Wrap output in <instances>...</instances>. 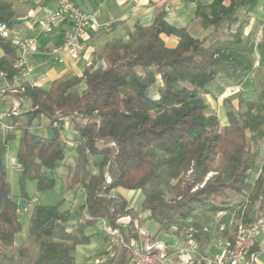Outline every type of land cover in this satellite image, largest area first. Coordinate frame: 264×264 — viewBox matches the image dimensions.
<instances>
[{"label":"trees","instance_id":"trees-1","mask_svg":"<svg viewBox=\"0 0 264 264\" xmlns=\"http://www.w3.org/2000/svg\"><path fill=\"white\" fill-rule=\"evenodd\" d=\"M17 1L21 0H0V24L10 30L17 22ZM71 1L78 5V0ZM185 1L195 4V16L211 30L206 37L171 24L161 12L150 25L138 23L126 37L109 40L95 54L104 65L94 68L92 63L80 76L54 80L49 89L29 81L15 85L21 71L16 66L18 48L13 38L0 34V79L9 85L0 89V104L7 96L16 102L9 109L13 129L0 133V262L13 264L6 254L15 250L23 258L33 252L29 264H77L76 248L90 241L85 230L101 219L121 228L126 240L140 239L146 218L122 194L114 193L118 188L141 191L143 211L160 229L178 227L181 232L188 224L196 230L206 215L219 212H225L217 221L220 227L236 211L244 222L264 214V162L260 176L251 182L257 168L252 147L264 141V84L258 83V101L239 98L245 111H227L223 126L203 98L208 85L221 77L240 84L251 76L255 52L264 63V36L257 43L242 39L245 18L259 0ZM226 27L232 34L224 44L210 46ZM25 100L30 107L21 110ZM40 117L50 120L53 136L32 132V122ZM66 122L78 132L77 156L72 165L64 166L66 177L69 189L82 188L83 200L74 209H63L62 201L35 203L28 219V241L17 244L24 225L8 179L7 148L19 131L18 179L31 203L27 180L36 182L37 193L57 184L56 171L67 157L68 141L61 133ZM96 156L99 170L93 172L90 157ZM232 193L245 194L247 200L234 203ZM219 197L223 199L216 201ZM214 233L205 237L207 244ZM221 234L231 241L236 237L225 228ZM156 235L144 232L143 237L153 243ZM205 247L201 242L202 251ZM259 254L257 241L249 254L251 264H257L254 259ZM129 261L127 250L121 248L114 257L93 264Z\"/></svg>","mask_w":264,"mask_h":264},{"label":"rangeland","instance_id":"rangeland-1","mask_svg":"<svg viewBox=\"0 0 264 264\" xmlns=\"http://www.w3.org/2000/svg\"><path fill=\"white\" fill-rule=\"evenodd\" d=\"M244 14V10L241 8L237 12V17L242 18ZM234 28V26H232ZM203 28V27H202ZM229 28L226 27L222 32L221 35L217 37V39L210 40L209 44L210 46H214L221 42L224 44L225 39L229 38V36L232 34L228 30ZM264 30V29H263ZM200 28L199 29H194L193 30V35L195 37L203 38L206 37L210 32L207 34V30L203 28V31L201 34H199ZM264 34V33H263ZM260 40V39H259ZM258 38L254 35H250L248 42L252 41L257 43ZM1 53V49H0ZM255 60L257 63H259V57H258V52H255L254 54ZM255 62V63H256ZM260 71H257L256 67L254 72L251 74V78L255 86H257V89H252L248 92L244 93H238L237 92V87L229 90H225V92H222L224 90V82L227 81L225 77L219 78L217 81H215L213 84L208 85V93L203 94L204 101L207 103L209 109L208 111L210 113H219V118H220V124L223 126L227 124V119H226V112L229 110H232L234 112H243L245 111V107L239 106V98L242 97L245 100H252V101H258L259 99V86L258 83L264 84V74H263V69L264 65L262 67H258ZM237 84V83H236ZM2 85V84H1ZM253 86V84H251ZM3 88V85L1 86ZM4 89V88H3ZM3 89L1 91H3ZM257 91V92H256ZM152 95H156L155 90H151ZM6 104L1 107V112L5 113L8 112L10 107L14 105L16 102L12 101L11 97L8 98L6 97ZM221 98V99H220ZM29 108V105H22L21 110H27ZM67 127L71 126V123L66 124ZM72 128V126H71ZM65 130L64 132V138L68 141L67 144V157L65 162L63 163L62 168H58L56 171L57 175V184L56 186L46 192L43 193H37V186L35 181L27 180L26 181V191L28 195L31 198H34L31 203H28L27 199L23 196V190L20 185L19 179H18V173L16 170L12 169L13 166V160H16V152L19 146V137H20V132L17 131V138L8 146L7 148V166H8V179L11 182V187H12V193L14 196V199L18 202L20 205V211H21V216H22V221H23V231L19 234H17V241L19 243L23 242L27 236L28 233V219L30 216V211L32 206L37 203V202H42V203H48V204H53V203H58L62 201V208H70L74 209L75 206L78 204V202H81L83 200V190L80 187H74L72 189H69V181L68 178L66 177V168L64 166L66 165H72L75 162L77 153H76V138L77 135L74 133L72 129ZM66 129V128H64ZM31 130L34 133L43 135V136H48L51 137L54 135V131L50 126V120L46 117H40L36 118L32 124H31ZM252 151L254 154H256V161H257V168L255 171L252 173L251 176V182H253L258 176L261 174V167L263 166L264 162V141L261 145L254 146L252 147ZM99 157H90L91 163H92V170L93 172H98V168L95 165V161H98ZM162 187L165 189L164 184ZM126 198H128V202L131 208H133L142 218H146V221L144 223L143 231L148 232L151 235H156L155 242L158 243H168L169 246H174L179 242H183L181 238L178 237L177 233H182L183 236H185L187 230H190V226L187 224V227L185 229H182L181 232L177 231L174 229H160V225L157 221L152 220L149 218V212L148 211H143V193L141 191H129V194L127 190L118 188ZM116 189L114 193L118 194ZM125 190V191H124ZM168 192L166 197H168ZM247 195H241V194H235L232 193L230 195L231 200L234 203L241 202L243 200H247ZM223 199V197H219L216 201H219ZM225 214V212H219L217 214L213 215H206L205 219L199 221L198 223L200 224V227H198L195 231V236L197 239L200 241V243H205L206 247L204 250H211V246L214 242L215 239H225L227 237L223 236L221 234V230L225 228L229 233H237L238 228L240 225L247 224L253 220H264V214L258 216L255 219H252L248 222H244V219L242 217V214H239V212H235L229 216V218L225 217V219H228L229 221L227 223H223L218 225V222L221 217ZM227 221V220H226ZM73 223V221H72ZM99 224H94L93 226L88 227V233L91 236V241H89L87 244L81 245L76 249V260L77 264H93L97 263L100 261L101 258L107 257L105 253L109 248L111 247L110 244L106 243L105 240V234L103 231L99 229ZM71 224H68L70 227ZM220 227V228H219ZM86 229V230H87ZM179 230V229H178ZM219 230V232L217 231ZM212 231H215L214 233V238L211 239L210 243L207 244L205 237L208 236V234ZM141 239L143 238L140 237ZM258 241L260 245V254L255 258L253 257L254 260L258 262V264H264V232H261L258 236ZM257 243V242H256ZM251 255V250L249 252ZM248 254V256H250ZM8 257L13 260V264H29L27 258H33L34 253L29 252L28 256L26 258H23L21 255L18 256L17 251H12L10 253L6 254ZM102 255V256H101ZM248 260L251 262L250 257H248ZM0 264H5L0 262Z\"/></svg>","mask_w":264,"mask_h":264},{"label":"crops","instance_id":"crops-1","mask_svg":"<svg viewBox=\"0 0 264 264\" xmlns=\"http://www.w3.org/2000/svg\"><path fill=\"white\" fill-rule=\"evenodd\" d=\"M202 1L210 4L213 0ZM78 6L83 11L90 14L93 19L100 24V28L97 30L90 28L87 29L83 38L86 48L78 60H74L69 55H65L64 62L59 63L56 60L57 55L53 50L62 43L66 35L71 31L73 27L72 19L68 18L63 24L55 28L50 35H44L41 34L37 28V19L49 10L57 7V0H21L15 2L14 10L16 12L17 22L13 29H9L11 38H13V40H18L32 36L37 39L35 48L28 56V62L34 67V71L25 79V81H29L32 84L37 81V86L42 87L43 89H49L54 80L71 75L80 76L84 68L92 63L95 64L94 68L104 65L103 61H97L95 54L99 52L109 40L115 37H126L127 33L132 31L138 23L145 26L150 25L155 16L161 12L166 13L167 20L171 24L184 26L192 34L195 28H200V32L198 31L199 34H201L204 28L201 20L195 16V4L186 2L185 0H78ZM245 19L246 24L243 28L242 39L246 42L250 35L255 34L258 40H261L264 36V30L261 27L264 21V0H259L255 10L250 12ZM238 24L239 23L233 25L234 28L232 27V32ZM205 30H207V34L211 32L210 29ZM168 40L170 42L175 41L171 38ZM2 54L1 51L0 56H2ZM258 57L259 63L256 62L255 67L257 68V71H260L258 67H262L264 63L259 53ZM1 84L4 89L7 88L6 82L3 79H0V89L2 90L3 88L1 87ZM251 84H253V86ZM81 86V88L85 87L84 84ZM223 86L224 90L222 92L237 87V92L239 94L255 88L257 89L251 76L240 84H236V82L232 80H227L224 82ZM6 99L7 98L5 97L3 100L6 101ZM5 104L6 102L0 104V110ZM24 104H28L30 107V102L28 100H25ZM217 115L219 116V113H217ZM117 192L124 196L119 189ZM127 192L129 194L128 190ZM126 199L128 200V198ZM103 221L107 222L103 219L96 222V224L100 223V230V225ZM74 222L75 221H73V223ZM85 234L89 236L91 241L88 229L85 230ZM177 235L179 238L184 237L182 233H177ZM105 240L106 243L110 244L106 237ZM27 241L26 236L23 242ZM16 243L20 244L17 241V236ZM80 246L81 245L78 247ZM110 250L111 247L107 251ZM209 251L210 250H207V252ZM256 263L258 264L257 261Z\"/></svg>","mask_w":264,"mask_h":264},{"label":"built area","instance_id":"built-area-1","mask_svg":"<svg viewBox=\"0 0 264 264\" xmlns=\"http://www.w3.org/2000/svg\"><path fill=\"white\" fill-rule=\"evenodd\" d=\"M68 18L72 19L73 27L62 43L53 50L59 63L64 62L65 55L78 60L86 48L83 38L87 29L97 30L100 28V24L90 14L83 11L71 0H57V7L37 19V28L41 34L50 35ZM261 27L264 29V21ZM0 34L4 37H11L9 29L4 24H0ZM14 42L18 48L16 66L21 69L20 74L15 78V85L18 86L34 71V67L28 62V56L35 48L37 39L30 36L14 40ZM37 83V81L33 82L36 86ZM6 86L9 88L7 83ZM10 116L9 111L2 113L0 110V133H6L13 129V126L9 124ZM67 123L70 124V122L64 123L61 130L63 137L65 130L71 128V126L67 127ZM73 131L76 135L78 134L76 130ZM12 164V169L19 173L21 165L16 160H13ZM19 214L21 215L20 209ZM126 223L127 219L122 224L124 230H127ZM100 228L111 245L107 257H114L118 250L124 248L127 250L130 259L129 264H173L175 261L185 264L193 262L196 264H251L248 260V254L258 241L259 234L264 232V220H253L240 225L234 241L228 238L215 239L209 252L207 250L202 251L201 243L194 234L196 231L194 227L187 230L185 236L181 238L183 242L174 246L155 241L148 243L144 237L126 240L121 228H112L105 221L100 225ZM142 236H144V232L141 233ZM107 257L101 258L99 262H103Z\"/></svg>","mask_w":264,"mask_h":264}]
</instances>
